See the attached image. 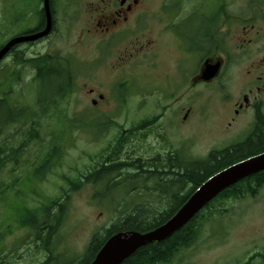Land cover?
<instances>
[{
    "label": "rangeland",
    "instance_id": "rangeland-1",
    "mask_svg": "<svg viewBox=\"0 0 264 264\" xmlns=\"http://www.w3.org/2000/svg\"><path fill=\"white\" fill-rule=\"evenodd\" d=\"M156 3L143 7L156 9L158 2L156 1ZM40 4V0H0V43L18 30L36 25L39 19L38 9L42 7ZM10 5L14 8L18 7L25 15L27 14V21L18 25L19 27L13 23L12 28L8 29L6 12L7 8L11 12ZM56 9L59 19L56 32L48 40L42 41L32 48L23 46L20 51L28 52L29 56L35 53L74 55L83 63V66L81 65L78 70L81 73L77 75L76 79L78 90L72 92L64 101L62 109L69 118L86 117L88 125L84 128H76L72 135L64 139V156L43 183L38 186L30 183L25 187L27 193L25 196L30 207L41 205L46 200L45 197H56L59 194L60 186L67 187L62 175L75 177L77 169L82 171L93 165L96 156L114 140L116 134L121 130V125L128 130L129 127L143 119L158 117L153 125L143 130L144 133L148 132L147 139L131 140L134 146L139 148V155L145 158H150L157 153L164 155L171 150H184L189 157L204 159L213 149L223 148L243 140L229 139V134L226 135L223 131L227 124L231 104L222 103L221 93L215 85H205L190 90V85L187 84L182 93H178V95L165 92L167 89L164 77L166 72H171L170 57L177 54L175 50L169 51L168 55H163L160 49L150 47L141 52L137 59L130 60L126 56L128 52L124 48L125 44L121 43L118 48L109 50L110 55L106 59H101V56L95 58L96 56L91 54L92 49L90 45H87L84 36L85 13L80 15V19H76L75 15L61 12L58 2ZM152 18V16L147 17L143 23L151 25L150 19ZM150 32L151 28H148L143 34L150 36ZM114 51L118 53L114 54ZM144 52L147 54H143ZM154 52L158 54L155 58H153ZM16 55L17 53H13L12 56L6 58L0 65V70L7 64L14 65ZM88 55L91 56L89 62H87ZM118 55H120L119 58ZM136 61L141 66L138 69V77H136L138 78L137 83L143 88V92L137 96H130L122 106L118 107L115 102L119 103V101H116V98H113L110 93L111 83L115 78L120 80L123 69L130 72ZM32 77V69L25 70V80L20 85L24 88L23 94L27 93L26 87L29 88ZM150 84L156 86L153 88ZM240 84V78L235 76V80L231 81L230 91L237 94ZM161 85L164 86L163 89H159ZM17 89L21 90V88ZM90 90L94 93H90ZM196 90L201 92L198 98L195 96ZM98 94L106 95V100L98 108H92V97H97ZM30 95L32 96L34 93ZM169 103H172L173 111L166 109L165 105ZM188 104L194 106V112L186 123H182L185 110L181 111V107H186ZM100 118H104L106 121L113 120L115 123L105 131H100L102 126L107 125V123L103 125ZM61 121L63 125L65 122ZM61 121L56 119L51 121L56 128L55 131L60 128ZM14 131L15 128L12 127L3 134L0 138V146L4 142L8 143V146L20 143L21 139L8 141L7 137ZM238 134L239 137L244 136L243 132ZM39 148V144L34 142L28 151L24 152L21 161L28 157L33 159ZM148 184L151 185L150 188H153L155 182L150 181ZM32 189H38V192L33 193ZM100 192V189H97L92 183H87L86 186L72 193L65 221L51 244L54 249L55 264H78V260L84 256L93 234L104 232V229L110 227L116 220L118 210L115 207L120 206L122 197L120 198V194L115 191L111 196L117 199H111L110 195H104L102 202H98L96 200L98 197L95 196ZM142 198L149 199L151 204H156L158 195L149 196L147 193H143ZM11 200L14 201L12 197ZM131 200L132 196L130 195L125 201ZM17 201L20 202L21 199ZM223 207L230 208V212L217 213L212 218L209 216L211 219L204 222L199 239L192 247L182 250L173 262L160 264H246L248 261H250L248 264H264V187L256 197L248 196L241 200H229ZM4 215L5 208L2 206L0 207V229L12 230L2 242L3 244L5 242L3 246L4 259L13 264H41L45 261L46 251L38 247L30 238L27 230L17 229L11 220L4 222V219L8 218L7 215ZM78 257L80 258L78 259ZM0 264L4 263L0 262Z\"/></svg>",
    "mask_w": 264,
    "mask_h": 264
},
{
    "label": "trees",
    "instance_id": "trees-1",
    "mask_svg": "<svg viewBox=\"0 0 264 264\" xmlns=\"http://www.w3.org/2000/svg\"><path fill=\"white\" fill-rule=\"evenodd\" d=\"M2 45L3 42L0 47ZM15 53V64H7L0 70V138L14 127L15 131L7 139L21 141L15 146H8L5 142L0 146V207L5 208L4 216L8 217L4 222L11 220L17 229L27 230L38 247L46 251L47 257L41 264H55L52 241L65 221L72 193L87 183H92L96 188L103 186V190L96 193L98 199H102L104 195L111 196L117 191L122 200L120 206L115 207L118 210L116 220L110 227L105 228L104 232L93 234L78 264H89L104 243L120 231L133 230L144 233L161 226L210 176L231 164L264 151L262 119L249 139L223 149L212 150L204 159L188 155L185 158L179 150H171L164 155L157 153L149 159L140 157L133 160L135 156L132 152L135 149L138 152L139 148H136L131 140L135 136L147 139L148 132L144 133L142 128H139L155 120L146 118L128 130L121 125V130L114 140L96 156L92 166L82 171L77 169L75 177L62 175L67 187L60 186L56 197H45L46 200L41 205L30 207L26 200L25 187L30 183L35 186L43 183L64 156V139L72 135L76 128H84L88 124L86 117L69 118L62 109L64 101L72 92L78 90L76 79L80 64L77 60L73 64L72 61H63L49 54L26 58L24 51ZM27 69L34 70V74L29 88L26 87L27 93L23 94L24 88L20 85L25 80L24 73ZM31 93L34 95L31 96ZM123 98L126 99V96ZM55 119L65 122L62 125L61 121L57 131L51 122ZM107 123L106 129L115 122L111 120ZM103 130L101 127L100 131ZM34 142L40 147L36 155L33 159L28 157L21 161L24 152H27ZM150 181L155 182L153 188L148 184ZM263 187L264 170L240 180L224 189L174 234L165 240L140 247L121 264L173 262L182 250L192 247L198 241L204 222L217 213L230 212V208L223 207L227 201L241 200L248 196L256 197ZM31 192L36 193L38 189H32ZM143 193L149 196L158 195L156 204L149 203V199H144L145 197L142 198ZM130 195L132 200L125 201ZM19 199L20 202L17 201ZM111 199L117 198L111 196ZM11 232L12 230L7 228L0 229V262L4 264H13L4 259L5 242L2 243ZM54 247L56 248L55 244Z\"/></svg>",
    "mask_w": 264,
    "mask_h": 264
},
{
    "label": "flooded vegetation",
    "instance_id": "flooded-vegetation-1",
    "mask_svg": "<svg viewBox=\"0 0 264 264\" xmlns=\"http://www.w3.org/2000/svg\"><path fill=\"white\" fill-rule=\"evenodd\" d=\"M156 1V9L143 7L157 4ZM57 2L61 12L75 15L76 19L85 13L84 36L95 58L101 56V59H106L110 55L109 50L118 48L121 43L125 44L126 56L130 60L137 59L141 52L150 47L160 49L163 55L175 50L177 54L170 57L171 72H166L164 77L165 92L178 95L187 84L190 90L215 85L221 93L222 103L231 104L223 130L226 135L229 134V139H249L264 119V0H51V34L22 46L32 48L56 32L59 22ZM150 16L153 17L150 19L151 25L144 24L143 21ZM22 22H25L24 19ZM45 25L44 14L40 24L32 29L26 28L19 35L40 31ZM148 28H151L150 36L143 34ZM117 53L114 51V54ZM39 54H32L31 57ZM156 54L154 52L153 58ZM65 59L72 61V57ZM89 61L91 56L88 55ZM139 68L140 63L136 61L130 72L123 69L120 80L115 78L112 81L110 93L119 101L115 102L116 106H122L130 96L141 93L136 78ZM213 68L214 75L205 78V71L209 74ZM235 76L241 80L237 94L230 91ZM150 85L153 88L156 86ZM163 88L161 85L159 89ZM90 93L94 91L90 90ZM200 93L196 90V98ZM92 98V108H98L106 100V95L98 94ZM165 107L168 111L174 109L172 103ZM183 109L185 113L181 122L186 123L194 112V106L188 104L181 107V111ZM151 125L148 123L146 126ZM241 132L243 137H239L238 133ZM181 151L186 158V151ZM132 154L135 156L133 160L141 157L136 149Z\"/></svg>",
    "mask_w": 264,
    "mask_h": 264
},
{
    "label": "water",
    "instance_id": "water-1",
    "mask_svg": "<svg viewBox=\"0 0 264 264\" xmlns=\"http://www.w3.org/2000/svg\"><path fill=\"white\" fill-rule=\"evenodd\" d=\"M47 15L46 27L37 33L17 36L0 48V62L17 44L35 41L48 35L52 30L50 0H44ZM208 70V69H207ZM214 68L204 77L213 76ZM264 170V151L227 166L202 183L187 202L164 224L148 231H120L110 237L90 264H121L140 247L155 241L165 240L185 226L194 216L211 202L220 192L238 181Z\"/></svg>",
    "mask_w": 264,
    "mask_h": 264
},
{
    "label": "bare ground",
    "instance_id": "bare-ground-1",
    "mask_svg": "<svg viewBox=\"0 0 264 264\" xmlns=\"http://www.w3.org/2000/svg\"><path fill=\"white\" fill-rule=\"evenodd\" d=\"M143 233V232H142Z\"/></svg>",
    "mask_w": 264,
    "mask_h": 264
}]
</instances>
